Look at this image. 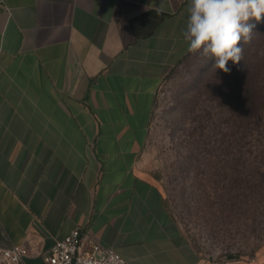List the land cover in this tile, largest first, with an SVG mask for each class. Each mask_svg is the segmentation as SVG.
<instances>
[{"label":"crops","instance_id":"crops-1","mask_svg":"<svg viewBox=\"0 0 264 264\" xmlns=\"http://www.w3.org/2000/svg\"><path fill=\"white\" fill-rule=\"evenodd\" d=\"M189 0L0 4V247L45 264L75 227L129 264H210L143 171ZM222 264V263H212Z\"/></svg>","mask_w":264,"mask_h":264},{"label":"rangeland","instance_id":"rangeland-1","mask_svg":"<svg viewBox=\"0 0 264 264\" xmlns=\"http://www.w3.org/2000/svg\"><path fill=\"white\" fill-rule=\"evenodd\" d=\"M253 36L245 63L263 46ZM213 63L188 52L162 77L143 171L207 263L264 264V105L261 120H241L240 67L229 62L225 74Z\"/></svg>","mask_w":264,"mask_h":264},{"label":"clouds","instance_id":"clouds-1","mask_svg":"<svg viewBox=\"0 0 264 264\" xmlns=\"http://www.w3.org/2000/svg\"><path fill=\"white\" fill-rule=\"evenodd\" d=\"M187 11L182 33L187 51L213 60L214 69L229 74V62L240 64L244 45L251 42L256 24L264 21V0H189Z\"/></svg>","mask_w":264,"mask_h":264},{"label":"built area","instance_id":"built-area-1","mask_svg":"<svg viewBox=\"0 0 264 264\" xmlns=\"http://www.w3.org/2000/svg\"><path fill=\"white\" fill-rule=\"evenodd\" d=\"M0 4H4V0H0ZM27 255L25 245L0 247V264H24ZM44 259L45 264H129L113 247L99 244L94 234L81 226L57 239Z\"/></svg>","mask_w":264,"mask_h":264},{"label":"trees","instance_id":"trees-1","mask_svg":"<svg viewBox=\"0 0 264 264\" xmlns=\"http://www.w3.org/2000/svg\"><path fill=\"white\" fill-rule=\"evenodd\" d=\"M257 34L258 36L253 37L256 38L255 42L261 41L263 44L261 50L257 48L251 54L250 61L245 63L242 60L238 65L240 71L237 76V92L234 96L238 117L243 121L247 117H255L256 121L262 119L260 108L262 104L264 105V78L261 75H264V54L259 58V53H264V27L258 30ZM234 79L236 80V77Z\"/></svg>","mask_w":264,"mask_h":264}]
</instances>
